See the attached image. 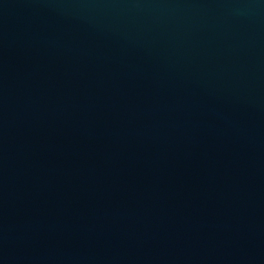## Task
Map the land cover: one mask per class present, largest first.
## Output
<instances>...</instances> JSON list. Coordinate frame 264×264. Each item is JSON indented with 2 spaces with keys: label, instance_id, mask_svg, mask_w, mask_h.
Wrapping results in <instances>:
<instances>
[{
  "label": "water",
  "instance_id": "95a60500",
  "mask_svg": "<svg viewBox=\"0 0 264 264\" xmlns=\"http://www.w3.org/2000/svg\"><path fill=\"white\" fill-rule=\"evenodd\" d=\"M0 264H264V0H0Z\"/></svg>",
  "mask_w": 264,
  "mask_h": 264
}]
</instances>
